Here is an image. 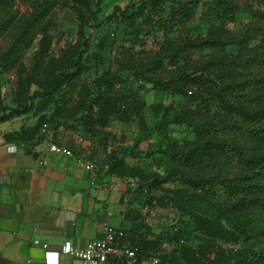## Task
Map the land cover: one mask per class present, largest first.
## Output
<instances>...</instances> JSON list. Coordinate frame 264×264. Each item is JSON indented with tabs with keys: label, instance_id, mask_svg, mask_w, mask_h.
<instances>
[{
	"label": "trees",
	"instance_id": "16d2710c",
	"mask_svg": "<svg viewBox=\"0 0 264 264\" xmlns=\"http://www.w3.org/2000/svg\"><path fill=\"white\" fill-rule=\"evenodd\" d=\"M17 1L0 0V38L11 34L8 48L0 49V124L29 114L38 121L32 133L24 125L6 133V141L41 137L36 128L41 131L45 123L56 131L66 127L96 135L113 123L138 118L145 132L149 128L139 92L147 84L185 99L174 118L165 112L154 130H166L173 122L185 125L192 138L170 140L162 150L172 159V167L165 176L155 174L140 184L152 192L166 182L181 183L184 188L147 198L152 209L175 206L180 217L157 230L141 209L133 217L125 212L121 227L126 236L121 242L135 249L136 257H116L113 264H264V241L250 242L257 234L252 214L264 211V0H139L124 8L115 5L107 19L125 22L133 45L122 47L116 70L109 67L92 81L81 79L90 70L85 56L88 40L52 54V3L22 0L30 9L20 15ZM103 1H97L98 8ZM200 8L209 17L204 35L189 27ZM78 12L83 29L87 20L82 10ZM241 12L250 20L236 29L231 25ZM39 34V47L20 81L17 104L8 106L2 74L22 64L23 53ZM147 36L153 37L154 47L136 49L137 44H146ZM106 40H101L102 47ZM133 79L138 88L132 87ZM64 90L62 99L55 101ZM67 102L72 103L66 106ZM118 162L134 171L125 161ZM220 192L227 198L218 203L217 216L193 207Z\"/></svg>",
	"mask_w": 264,
	"mask_h": 264
},
{
	"label": "rangeland",
	"instance_id": "374dc122",
	"mask_svg": "<svg viewBox=\"0 0 264 264\" xmlns=\"http://www.w3.org/2000/svg\"><path fill=\"white\" fill-rule=\"evenodd\" d=\"M50 1L53 5L51 17L52 24L50 25L49 33L51 35L52 47L51 51L54 55H59L61 50L67 47L68 44L76 42H84L88 40L86 45L87 56L86 63L90 66V70L85 72L81 79L83 81H92L95 77L101 75L109 67L116 70L118 68L117 59L121 56L122 47L124 45H133L129 27L125 22L114 19H107V16L113 11L115 5L126 7L129 2L139 0H104L99 8L96 3L98 0H41ZM93 6V10L91 7ZM15 8L20 15L27 13L30 9L29 4L18 0ZM78 9L85 14L87 24L81 27L82 19L80 18ZM250 20V16L241 12L237 23L231 25L236 29H240L243 24ZM209 17L204 12V8H200L194 20L189 23L194 34H206L208 29ZM83 30V31H82ZM11 34L5 38H0V49H6L10 45ZM69 36L70 39L66 40ZM76 37V41L72 42V38ZM39 34L30 49L23 53L22 64L11 69L9 72L2 74L1 90L3 93L4 102L8 106H16V98L20 91L21 78L25 76L26 70L30 68L33 53L39 47ZM107 38L105 46L100 44L101 40ZM146 44H137L136 49H150L154 47L155 41L152 36L146 37ZM107 42V43H106ZM124 77L133 76L129 72H123ZM132 87L138 88L139 83L132 80ZM67 88V87H66ZM33 86L31 93L35 91ZM66 90L61 94L55 95L54 100L62 99ZM72 93V91H71ZM140 97L145 103L144 117L146 119L148 130L144 132L142 123L138 118L133 119L128 123H113L105 129H99L96 135H88L71 130L70 128L61 127L59 130L52 129L54 139L63 145L70 146L74 152L88 157L106 170L107 175H114L124 180L126 184L125 194L121 201L123 215L125 212H131V217L136 216L138 209L142 210L146 216V221L152 224L157 230L160 227H168L180 217V212L175 206H158L151 208L147 202V198L151 195L160 196L163 192L171 189L184 188L179 182H166L158 189L146 192V189L140 187L152 179L153 175L160 174L165 176L167 171L172 167V159L163 152L162 148L168 145L170 140L183 142L185 139H191L192 134L185 125L171 123L168 129L154 130V127L160 125L163 121L164 113L167 112L172 120L175 114L180 110L185 102V99L173 95L172 93L154 90L151 84H147L145 88H141ZM70 96V95H69ZM66 96L63 103H66ZM39 98L34 101L33 109ZM72 102H67L69 106ZM52 105L48 112L52 111ZM38 117L33 114L23 115L12 120L11 128H17L21 125H26L29 132L32 133ZM37 133L40 132L36 128ZM168 133V136L165 135ZM118 161H125L134 171L125 170ZM116 164L113 168L111 164ZM119 163V164H118ZM124 175H120V174ZM137 188V189H136ZM136 189V190H135ZM227 197L220 192L219 195L211 199L205 204H194L193 207L207 214L218 215V203L224 201ZM122 215V216H123ZM255 228V236L250 238V242L264 241V211H255L252 214ZM128 227H131L132 222H127ZM144 264H152L145 262Z\"/></svg>",
	"mask_w": 264,
	"mask_h": 264
},
{
	"label": "crops",
	"instance_id": "0c3cea01",
	"mask_svg": "<svg viewBox=\"0 0 264 264\" xmlns=\"http://www.w3.org/2000/svg\"><path fill=\"white\" fill-rule=\"evenodd\" d=\"M11 123L0 124V154L8 166L0 183V264H82L71 254L47 252L44 244L84 248L105 236L106 218L121 227L124 180L86 156L50 152L47 137L6 141V133L24 126ZM91 162L95 169L87 168Z\"/></svg>",
	"mask_w": 264,
	"mask_h": 264
},
{
	"label": "built area",
	"instance_id": "2783aa9c",
	"mask_svg": "<svg viewBox=\"0 0 264 264\" xmlns=\"http://www.w3.org/2000/svg\"><path fill=\"white\" fill-rule=\"evenodd\" d=\"M42 137H47L49 142V150L52 153L64 155L66 157L75 156V152L67 145L58 143L54 139V133L48 123H45L40 131ZM2 154H0V183H5L7 180L8 166L2 163ZM88 169H95L94 163L87 164ZM105 236L91 240L84 248H75L69 244L52 245L44 244L47 252L67 253L80 259L82 264H113V259L116 257L127 256L135 259L136 250L121 242L126 236V230L123 227L113 225L108 218L103 222ZM155 264V262H152Z\"/></svg>",
	"mask_w": 264,
	"mask_h": 264
},
{
	"label": "water",
	"instance_id": "95a60500",
	"mask_svg": "<svg viewBox=\"0 0 264 264\" xmlns=\"http://www.w3.org/2000/svg\"><path fill=\"white\" fill-rule=\"evenodd\" d=\"M69 39H70V37L67 36V37H66V40H69ZM75 41H76V37H73V38H72V42H75Z\"/></svg>",
	"mask_w": 264,
	"mask_h": 264
}]
</instances>
